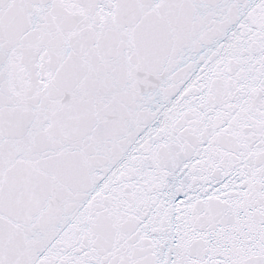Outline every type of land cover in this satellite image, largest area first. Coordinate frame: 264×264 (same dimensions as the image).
Masks as SVG:
<instances>
[{
  "label": "snow or ice",
  "instance_id": "6c2138e0",
  "mask_svg": "<svg viewBox=\"0 0 264 264\" xmlns=\"http://www.w3.org/2000/svg\"><path fill=\"white\" fill-rule=\"evenodd\" d=\"M0 264H264V0H0Z\"/></svg>",
  "mask_w": 264,
  "mask_h": 264
}]
</instances>
